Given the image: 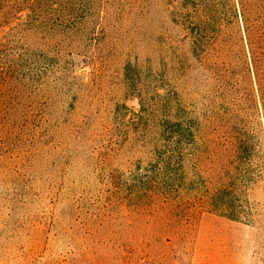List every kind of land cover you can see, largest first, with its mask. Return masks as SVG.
<instances>
[{
	"label": "rangeland",
	"instance_id": "obj_1",
	"mask_svg": "<svg viewBox=\"0 0 264 264\" xmlns=\"http://www.w3.org/2000/svg\"><path fill=\"white\" fill-rule=\"evenodd\" d=\"M16 1L0 0V264H264L245 46L196 55L182 0ZM222 190L238 219L209 205Z\"/></svg>",
	"mask_w": 264,
	"mask_h": 264
},
{
	"label": "trees",
	"instance_id": "obj_2",
	"mask_svg": "<svg viewBox=\"0 0 264 264\" xmlns=\"http://www.w3.org/2000/svg\"><path fill=\"white\" fill-rule=\"evenodd\" d=\"M9 7L31 13L42 8L35 0H17ZM179 17L196 19V33L190 30L196 55L245 46L251 55L254 82L264 99V0H182ZM209 205L232 219L242 215L239 199L231 191H219Z\"/></svg>",
	"mask_w": 264,
	"mask_h": 264
}]
</instances>
